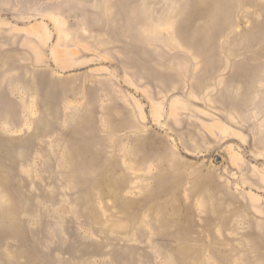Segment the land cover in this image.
I'll use <instances>...</instances> for the list:
<instances>
[{"label": "rangeland", "instance_id": "obj_1", "mask_svg": "<svg viewBox=\"0 0 264 264\" xmlns=\"http://www.w3.org/2000/svg\"><path fill=\"white\" fill-rule=\"evenodd\" d=\"M0 264H264V0H0Z\"/></svg>", "mask_w": 264, "mask_h": 264}]
</instances>
